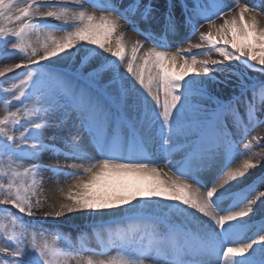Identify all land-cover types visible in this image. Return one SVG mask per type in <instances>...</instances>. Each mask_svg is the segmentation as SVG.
Returning <instances> with one entry per match:
<instances>
[{
    "label": "snow or ice",
    "instance_id": "1",
    "mask_svg": "<svg viewBox=\"0 0 264 264\" xmlns=\"http://www.w3.org/2000/svg\"><path fill=\"white\" fill-rule=\"evenodd\" d=\"M163 9L0 0V264H264V0ZM46 173L73 183L36 219Z\"/></svg>",
    "mask_w": 264,
    "mask_h": 264
},
{
    "label": "bare ground",
    "instance_id": "2",
    "mask_svg": "<svg viewBox=\"0 0 264 264\" xmlns=\"http://www.w3.org/2000/svg\"><path fill=\"white\" fill-rule=\"evenodd\" d=\"M163 3L164 0H159V8L160 11H158L156 13V16L159 20V23H156V21H153V28L155 30H159V28L163 25V18L161 16V12L164 10L163 9ZM91 11V9H89ZM177 16H179V11L177 10ZM262 23H264V18H261ZM222 20H217L216 23L220 24L222 23ZM58 23V22H57ZM141 27H145V25L141 24ZM206 30V26L205 28L200 29V31H205ZM120 31L125 33V40L129 45V50L130 47L132 45V43H134L135 41L139 40L142 41L144 43V47L141 49V53L146 50L148 47H152V45L150 43H148L147 41H144V37L138 35L136 32L129 30V26L124 22L121 21V29ZM57 35H59V33H57ZM192 42L196 43L198 42V35L197 36H193L192 37ZM185 47H187V44L185 43L184 45ZM171 51H175V47H173L172 49H170ZM198 50L193 49V52H197ZM207 57L200 55L198 56V59H206ZM213 59H219L218 56L214 55L212 56ZM13 61H5V63H12ZM18 62V61H17ZM234 64L236 62H233ZM225 64H227V62H225ZM2 66V65H0ZM17 72H19L20 70H16ZM247 75L249 76H257L260 79H264V76H261L259 73H254L251 71L247 72ZM213 90L216 91L217 89H219V91L217 92L218 95H221L223 98H227L229 95H231L232 93V86L231 84L228 87H225L223 84L220 85H213L212 86ZM238 94V93H237ZM251 135L253 136H262L264 137V126L258 127L254 132L251 133ZM239 161H237L238 163ZM42 163L56 167H65L64 161L61 160L59 165L56 164V161L54 159H51L48 153H45L42 157ZM234 167L236 166V164L233 165ZM69 171H75V172H79L81 171L80 168H71L69 167L68 169ZM166 170V169H165ZM264 170V162H262V167L261 169H256L253 170V173L258 174L259 171ZM73 183V180L71 178L65 179L63 176L59 178V180L57 181L54 178H51V174L50 173H46L44 176V180H43V187H44V193L43 196L46 197V202L44 204V208L38 212L36 214V219H42L43 218V211H47L48 209V205L49 204H53V203H58L61 200V196L59 194V192L57 191L58 188H64L65 190H67L68 186L71 185ZM26 219H30L27 218ZM47 225H55L58 226L59 229H62L64 233H70L71 237L73 238V240L75 241V238L77 237V232L80 229H87L90 231V228H88L89 225V221L86 217L81 216L80 214H72L71 216H66V217H60L58 219H54L49 217L47 219V221L45 222ZM92 244H94V241L91 242Z\"/></svg>",
    "mask_w": 264,
    "mask_h": 264
},
{
    "label": "rangeland",
    "instance_id": "3",
    "mask_svg": "<svg viewBox=\"0 0 264 264\" xmlns=\"http://www.w3.org/2000/svg\"><path fill=\"white\" fill-rule=\"evenodd\" d=\"M0 107H2V106H0ZM0 114H2V111H0Z\"/></svg>",
    "mask_w": 264,
    "mask_h": 264
}]
</instances>
